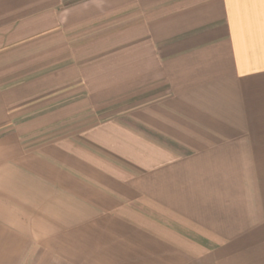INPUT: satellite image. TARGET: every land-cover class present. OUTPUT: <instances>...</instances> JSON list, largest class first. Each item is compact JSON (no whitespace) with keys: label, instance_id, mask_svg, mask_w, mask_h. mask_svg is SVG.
I'll list each match as a JSON object with an SVG mask.
<instances>
[{"label":"crops","instance_id":"obj_1","mask_svg":"<svg viewBox=\"0 0 264 264\" xmlns=\"http://www.w3.org/2000/svg\"><path fill=\"white\" fill-rule=\"evenodd\" d=\"M0 264H264V0H0Z\"/></svg>","mask_w":264,"mask_h":264},{"label":"rangeland","instance_id":"obj_2","mask_svg":"<svg viewBox=\"0 0 264 264\" xmlns=\"http://www.w3.org/2000/svg\"><path fill=\"white\" fill-rule=\"evenodd\" d=\"M89 120V119H88ZM87 120V121H88ZM90 121V120H89ZM83 123V122H82ZM81 125V124H80ZM80 125H71V126H67V127H65V128H63V129H61L60 131H57V132H67V131H69V130H71V129H74V128H77V127H79ZM56 132V133H57Z\"/></svg>","mask_w":264,"mask_h":264}]
</instances>
